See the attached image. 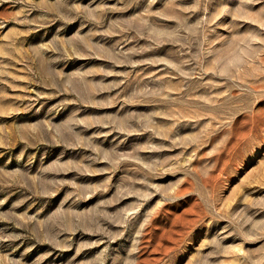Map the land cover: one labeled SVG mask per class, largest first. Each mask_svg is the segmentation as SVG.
<instances>
[{"label":"rangeland","instance_id":"obj_1","mask_svg":"<svg viewBox=\"0 0 264 264\" xmlns=\"http://www.w3.org/2000/svg\"><path fill=\"white\" fill-rule=\"evenodd\" d=\"M0 264H264V0H0Z\"/></svg>","mask_w":264,"mask_h":264}]
</instances>
